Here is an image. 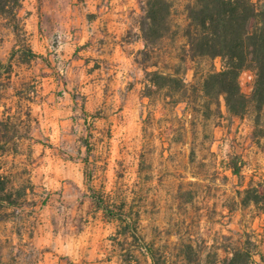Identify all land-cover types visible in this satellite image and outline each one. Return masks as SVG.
<instances>
[{"label": "rangeland", "instance_id": "374dc122", "mask_svg": "<svg viewBox=\"0 0 264 264\" xmlns=\"http://www.w3.org/2000/svg\"><path fill=\"white\" fill-rule=\"evenodd\" d=\"M168 1L179 33L149 60L146 0H20L14 27L0 14V264H221L244 234L264 251V209L242 203L264 182L253 107L204 106L220 58L181 63L176 105L146 87L184 43L193 0ZM253 80L239 76L248 96Z\"/></svg>", "mask_w": 264, "mask_h": 264}, {"label": "trees", "instance_id": "16d2710c", "mask_svg": "<svg viewBox=\"0 0 264 264\" xmlns=\"http://www.w3.org/2000/svg\"><path fill=\"white\" fill-rule=\"evenodd\" d=\"M20 0H0V14H7L13 27L17 26L16 9ZM171 4L168 0H146L140 22L141 38L144 46L139 51L144 60H149L160 51V43L168 35L176 37L178 29H171ZM187 24L182 30L184 43L174 58L178 65L169 73L155 69L146 70V87L151 90L167 91L172 104L182 102L186 92L181 75L182 62H194L199 59L220 58L222 68L209 69L202 82V92L206 97L205 108L210 103L220 105L223 101L226 111L234 117H242L253 107L254 135L264 151V0H193L187 6ZM36 56L33 53H30ZM155 64V63H154ZM249 70L253 73V87L248 96L241 89L240 74ZM148 96V95H147ZM231 172L239 176L237 163L228 165ZM7 176L0 173V200L8 182ZM242 203L252 202L264 209V182L252 181L243 189ZM107 211V209H106ZM108 212V211H107ZM260 240L244 234L239 244L232 247L221 264H264V251L260 249ZM153 263L161 264L151 253Z\"/></svg>", "mask_w": 264, "mask_h": 264}]
</instances>
